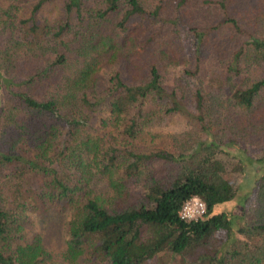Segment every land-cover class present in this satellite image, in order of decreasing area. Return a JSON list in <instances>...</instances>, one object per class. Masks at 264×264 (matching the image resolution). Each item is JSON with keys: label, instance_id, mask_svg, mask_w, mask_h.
Instances as JSON below:
<instances>
[{"label": "trees", "instance_id": "trees-1", "mask_svg": "<svg viewBox=\"0 0 264 264\" xmlns=\"http://www.w3.org/2000/svg\"><path fill=\"white\" fill-rule=\"evenodd\" d=\"M168 114L193 124L152 131ZM226 147L264 163V0H0V264H264V174L217 211Z\"/></svg>", "mask_w": 264, "mask_h": 264}, {"label": "rangeland", "instance_id": "rangeland-1", "mask_svg": "<svg viewBox=\"0 0 264 264\" xmlns=\"http://www.w3.org/2000/svg\"><path fill=\"white\" fill-rule=\"evenodd\" d=\"M183 43L187 52L191 48L188 38L183 37ZM192 120H182L177 115H162L154 120L150 127L156 133H177L189 127ZM227 153L243 164V173L237 177L236 187L238 192L233 201L217 208L218 212H226L231 215L240 216L243 206L249 208L252 205L250 199L254 194L255 181L264 174V163L257 162V151L242 147L224 148ZM247 153H246V152ZM36 231L42 235L44 245L51 251L58 252L65 247V216L50 211L46 215L36 217Z\"/></svg>", "mask_w": 264, "mask_h": 264}, {"label": "built area", "instance_id": "built-area-1", "mask_svg": "<svg viewBox=\"0 0 264 264\" xmlns=\"http://www.w3.org/2000/svg\"><path fill=\"white\" fill-rule=\"evenodd\" d=\"M206 214L205 204L198 198H193L187 201L180 213L179 217L185 222L197 221L202 219Z\"/></svg>", "mask_w": 264, "mask_h": 264}]
</instances>
